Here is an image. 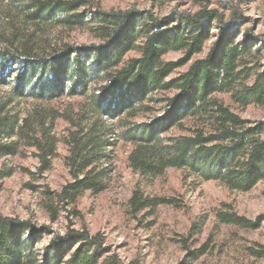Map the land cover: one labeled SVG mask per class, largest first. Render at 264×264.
<instances>
[{
    "label": "trees",
    "instance_id": "16d2710c",
    "mask_svg": "<svg viewBox=\"0 0 264 264\" xmlns=\"http://www.w3.org/2000/svg\"><path fill=\"white\" fill-rule=\"evenodd\" d=\"M143 1L162 6L174 0ZM11 2L22 3L20 10L29 23L59 24L70 32L90 26L97 41L54 45L14 30L0 47V73L4 76L11 64L20 68L13 98L0 99V162L31 148L37 152L39 172H48L60 143L55 122L69 123L64 162L71 181L60 191L46 193L51 206L75 207L85 193H103L113 172L109 153L118 142L131 145L129 167L143 178L157 179L174 169L185 179L217 182L243 193L264 181V120L244 119L217 98L229 95L241 108L264 107L263 50L250 31L238 41L245 21L236 10L227 20L206 6L159 18L135 9H90L93 0ZM214 28L217 33L207 54L196 58ZM132 52L139 55L126 59ZM173 52H180L181 58L165 61ZM98 83L102 85L95 92ZM64 97L83 98L85 103L77 113L61 114L52 103ZM22 99L36 102L23 115L14 109ZM12 174L11 169H0V190ZM179 202L136 189L128 209L137 216L160 206L181 207ZM216 217L220 224L242 230L264 227V215L251 220L229 205ZM38 234L30 221L0 216V264H126L107 247L102 234L86 228L55 237L42 252L35 243ZM207 249L205 245L189 257L199 260ZM248 251L264 260V246Z\"/></svg>",
    "mask_w": 264,
    "mask_h": 264
},
{
    "label": "rangeland",
    "instance_id": "374dc122",
    "mask_svg": "<svg viewBox=\"0 0 264 264\" xmlns=\"http://www.w3.org/2000/svg\"><path fill=\"white\" fill-rule=\"evenodd\" d=\"M11 1L0 0V47L3 38L10 37L14 30L34 34L54 45L59 42L77 46L97 43L91 35L90 26L74 32L54 23L38 26L27 21L20 10L21 2L14 4ZM202 6L218 9L226 20L233 10L242 15L245 24L241 26L238 41L250 31L257 38L258 49L263 50L264 67V0H174L162 6H152L143 0H93L90 9H135L150 11L162 18L173 16L176 12H194ZM211 33L212 39L206 44L203 54L196 58L207 54L217 30L214 28ZM138 55V52H132L126 59ZM181 56L180 52H173L164 60L176 61ZM187 68L177 71L171 78ZM19 69L17 64H11L4 76L0 73V99L13 98ZM101 85L96 84L93 91ZM217 98L244 119L264 120V107L252 105L241 108L232 103L229 95H218ZM83 103V98L64 97L52 106L61 114L77 113ZM35 104L32 99L17 100L14 109L23 115ZM104 120L111 124L106 117ZM68 129L69 123L65 120L55 122L54 132L60 143L52 167L46 173L39 172L37 152L31 148H22L19 155L0 162V169L13 171L12 176L2 183L0 216L30 221L40 233L35 241L38 250L44 251L55 237L64 236L69 230L86 228L91 234H102L107 247L126 264L132 261L140 264H264V260L254 258L248 251L257 245L264 246V227L242 230L222 225L216 217L223 205L231 206L237 214L251 220L264 215V181L250 192L243 193L231 191L217 182L185 179L183 172L174 169L157 179L143 178L129 167L131 145L117 143L115 138L112 140L117 144L109 153L113 172L107 189L98 195L85 193L75 207L51 206L46 193L60 191L71 181L64 162L68 155L64 142ZM173 133L178 134L177 131ZM136 189L150 197L178 199L181 207L160 206L153 212L132 216L128 201ZM205 245H208L207 253L199 260L189 257L191 252Z\"/></svg>",
    "mask_w": 264,
    "mask_h": 264
}]
</instances>
